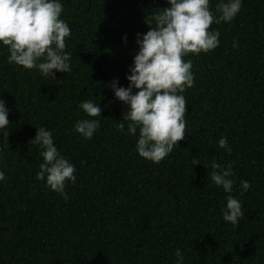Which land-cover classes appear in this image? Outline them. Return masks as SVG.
<instances>
[{
    "label": "trees",
    "instance_id": "1",
    "mask_svg": "<svg viewBox=\"0 0 264 264\" xmlns=\"http://www.w3.org/2000/svg\"><path fill=\"white\" fill-rule=\"evenodd\" d=\"M61 3L69 72L45 77L9 64L0 43V98L10 109L0 130V264H175L176 248L183 264H264V0H242L231 21L209 26L219 31L217 47L182 58L193 73L182 93L185 137L158 163L136 152L127 108L107 84L127 86L135 34L167 0ZM216 3L209 9L218 16ZM85 99L99 103L100 116L78 109ZM84 118L99 121L87 139L73 130ZM36 126L51 130L75 166L67 199L35 178ZM222 135L231 152L216 146ZM213 161L232 164L231 193L208 177ZM227 195L244 213L235 226L220 212Z\"/></svg>",
    "mask_w": 264,
    "mask_h": 264
},
{
    "label": "clouds",
    "instance_id": "2",
    "mask_svg": "<svg viewBox=\"0 0 264 264\" xmlns=\"http://www.w3.org/2000/svg\"><path fill=\"white\" fill-rule=\"evenodd\" d=\"M241 3L242 0H217L216 16L209 9V0H167V7L152 13L151 22L148 18L151 27L135 34L137 49L128 65L127 86L119 85L118 78L107 86L127 108L122 114L128 122L126 134L136 136L135 150L139 156L158 163L185 137L186 101L182 93L192 86L193 73L191 60L182 58L217 47L219 31H209V26L214 20L231 21ZM61 12V0H0V43L7 46V62L25 69L36 68L45 77H55L53 70L69 72L70 54L64 49L70 28L59 18ZM78 109L87 117L101 115L99 103L91 99L80 101ZM9 111L6 101L0 98V130L10 124ZM98 127L97 119H77L73 124V130L86 139ZM117 128L124 132L125 124L118 123ZM32 143L38 146L42 157L35 178L67 199L65 182L75 181V166L58 151L51 130L45 126H36ZM216 146L231 152L223 135ZM210 167L208 177L212 183L231 193L232 164L222 166L213 161ZM5 180L4 171H0V182ZM239 187L246 191L251 184L241 179ZM225 201V207L220 209L222 218L235 226L244 214L241 202L232 195H227ZM174 255L175 264H183L180 248H176Z\"/></svg>",
    "mask_w": 264,
    "mask_h": 264
}]
</instances>
